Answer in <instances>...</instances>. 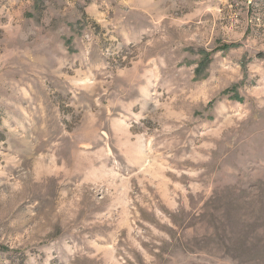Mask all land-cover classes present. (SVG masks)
Segmentation results:
<instances>
[{
  "label": "rangeland",
  "instance_id": "374dc122",
  "mask_svg": "<svg viewBox=\"0 0 264 264\" xmlns=\"http://www.w3.org/2000/svg\"><path fill=\"white\" fill-rule=\"evenodd\" d=\"M0 264H264V0H0Z\"/></svg>",
  "mask_w": 264,
  "mask_h": 264
}]
</instances>
